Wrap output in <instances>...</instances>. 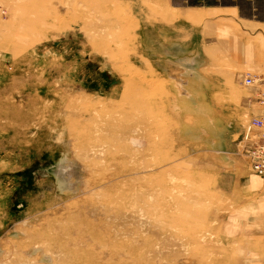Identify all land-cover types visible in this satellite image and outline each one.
<instances>
[{"label":"rangeland","instance_id":"obj_1","mask_svg":"<svg viewBox=\"0 0 264 264\" xmlns=\"http://www.w3.org/2000/svg\"><path fill=\"white\" fill-rule=\"evenodd\" d=\"M201 18L0 0V264H264L258 71Z\"/></svg>","mask_w":264,"mask_h":264},{"label":"crops","instance_id":"obj_2","mask_svg":"<svg viewBox=\"0 0 264 264\" xmlns=\"http://www.w3.org/2000/svg\"><path fill=\"white\" fill-rule=\"evenodd\" d=\"M169 1L178 11L202 16L211 30L202 31L201 36H222L211 41L223 43L225 64L234 69L227 73L255 69L260 80L257 91L264 92V0Z\"/></svg>","mask_w":264,"mask_h":264},{"label":"built area","instance_id":"obj_3","mask_svg":"<svg viewBox=\"0 0 264 264\" xmlns=\"http://www.w3.org/2000/svg\"><path fill=\"white\" fill-rule=\"evenodd\" d=\"M245 83L247 86H254L256 79L249 77ZM259 103L264 107V92L260 95ZM243 148L247 151L256 173L264 176V114L248 125L243 139Z\"/></svg>","mask_w":264,"mask_h":264},{"label":"bare ground","instance_id":"obj_4","mask_svg":"<svg viewBox=\"0 0 264 264\" xmlns=\"http://www.w3.org/2000/svg\"><path fill=\"white\" fill-rule=\"evenodd\" d=\"M260 104V103H259ZM261 105V104H260ZM262 106V105H261ZM262 108H264L263 106H262ZM264 114V112L262 113V115ZM262 115H260V116H262ZM260 116H258V117H260ZM258 117H253L252 118V120L247 124V126H246V129H247V127H248V125L251 123V122H253L254 120H255V118H258ZM245 129V130H246ZM246 152V154H247V156H248V153H247V151H245ZM248 159H249V156H248ZM250 160V159H249ZM250 163H251V166H252V168H253V165H252V162L250 161ZM254 169V168H253Z\"/></svg>","mask_w":264,"mask_h":264}]
</instances>
